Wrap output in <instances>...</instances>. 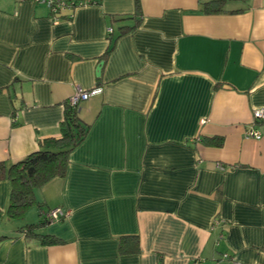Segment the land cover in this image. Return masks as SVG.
Listing matches in <instances>:
<instances>
[{"label": "crops", "instance_id": "1", "mask_svg": "<svg viewBox=\"0 0 264 264\" xmlns=\"http://www.w3.org/2000/svg\"><path fill=\"white\" fill-rule=\"evenodd\" d=\"M63 1L51 14L43 2L0 0V161L58 136L78 87L101 88L78 106L90 129L65 177L35 191L43 210H68L39 229L65 242L25 237L39 208L9 219L1 180L0 264H264V120L253 124L264 107V0H227L242 11L218 14L200 10L208 0H140L138 27L105 61L108 28L134 0ZM253 126L260 138L247 135ZM213 136L220 146L202 139ZM131 234L140 251L119 254Z\"/></svg>", "mask_w": 264, "mask_h": 264}, {"label": "trees", "instance_id": "2", "mask_svg": "<svg viewBox=\"0 0 264 264\" xmlns=\"http://www.w3.org/2000/svg\"><path fill=\"white\" fill-rule=\"evenodd\" d=\"M226 1L208 0L200 2V10L205 14L237 13L242 11L240 9L227 11L225 9ZM45 5L47 6L46 3ZM48 9L51 14L59 13L61 10L59 8L57 11H53L49 7ZM140 18V0H134V12L115 18V21L119 24L115 28L111 27V31L107 32L108 45L101 56V60H106L119 38L133 32L138 27ZM89 129L90 124L79 116L78 107L70 105L67 101L64 103L63 120L60 123V133L58 136L45 138L40 142L37 150L28 153L16 162L7 164L5 161H0V181L6 180L10 186L6 209L7 217L9 219L21 218L29 207L34 205L39 208V219L37 222L27 223L19 228V231L24 233L25 237H34L38 239L41 245H55L65 242L64 239L56 235L39 231L43 226L52 223L47 217V213L55 207L49 208L46 211L43 210L42 204L35 197V191L54 178L65 177L70 154L85 139ZM202 139L205 144L209 143L214 146H220L223 141L222 137L217 136ZM218 191H221L220 187ZM65 218L61 217L54 222H61ZM3 238L4 236H0V241ZM139 251L140 244L137 235H121L118 238L119 254H132Z\"/></svg>", "mask_w": 264, "mask_h": 264}, {"label": "built area", "instance_id": "3", "mask_svg": "<svg viewBox=\"0 0 264 264\" xmlns=\"http://www.w3.org/2000/svg\"><path fill=\"white\" fill-rule=\"evenodd\" d=\"M37 2H44L47 4V6L53 10L57 11L59 8L62 9L64 8L67 3L64 2L63 0H33ZM93 2V0H80L78 4L83 5V4H89ZM111 31V28H108V32ZM101 92V88L99 86H94L93 88L90 89H83L78 87L74 94L68 98V103L72 106L78 107L80 102L85 101L89 99L91 96L96 95ZM264 119V107H259L253 110V124L257 123L258 121H261ZM247 135L253 138H260V132L255 129L253 126L250 130H248ZM69 215L68 210H64L61 207H55L52 208L48 213L47 217L51 222L59 220L61 217H67ZM227 257L228 255H224ZM191 264H202L200 260H195ZM239 264V263H236Z\"/></svg>", "mask_w": 264, "mask_h": 264}, {"label": "water", "instance_id": "4", "mask_svg": "<svg viewBox=\"0 0 264 264\" xmlns=\"http://www.w3.org/2000/svg\"><path fill=\"white\" fill-rule=\"evenodd\" d=\"M103 64V61H100L98 66L96 67V75L99 76L100 75V69H101V65Z\"/></svg>", "mask_w": 264, "mask_h": 264}]
</instances>
